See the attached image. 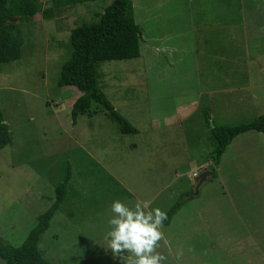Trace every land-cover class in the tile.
I'll list each match as a JSON object with an SVG mask.
<instances>
[{
	"label": "rangeland",
	"instance_id": "obj_1",
	"mask_svg": "<svg viewBox=\"0 0 264 264\" xmlns=\"http://www.w3.org/2000/svg\"><path fill=\"white\" fill-rule=\"evenodd\" d=\"M110 3L68 7L52 20L40 12L22 24L21 59L0 65L11 135L0 153L1 235L23 243L69 165V192L39 244L52 264H118L104 240L111 204L150 200L166 213L182 197L162 229L165 264H264V134L239 135L215 177L207 167L212 128L264 114V0H133L141 56L98 71L136 134H121L97 104L73 124L81 92L58 86L72 29Z\"/></svg>",
	"mask_w": 264,
	"mask_h": 264
},
{
	"label": "trees",
	"instance_id": "obj_2",
	"mask_svg": "<svg viewBox=\"0 0 264 264\" xmlns=\"http://www.w3.org/2000/svg\"><path fill=\"white\" fill-rule=\"evenodd\" d=\"M98 1L105 0H51L52 6L43 9L42 0H0V65L21 59L25 41L23 23L33 21L40 12L44 19L52 20L63 16L68 7ZM98 18L96 22L84 23L72 29V54L62 67L58 86L73 87L81 92L71 108L73 124L80 115L93 116L98 113L93 110V105L97 104L121 134H136V128L115 108L101 88L98 71L102 63L135 60L141 56L142 31L135 19L133 0H111ZM211 132L216 146L210 154L213 166L207 167L211 177H215L214 167L219 165L227 147L239 135L248 132L264 134V114L246 124L214 127ZM10 142L8 124L0 115V153ZM71 177V168L67 165L65 176L55 186L54 202L37 217L36 225L20 246L12 245L0 233V259L5 264H52L43 257L39 244L69 192ZM184 203L182 197L171 206L166 212L164 226L170 224Z\"/></svg>",
	"mask_w": 264,
	"mask_h": 264
},
{
	"label": "clouds",
	"instance_id": "obj_3",
	"mask_svg": "<svg viewBox=\"0 0 264 264\" xmlns=\"http://www.w3.org/2000/svg\"><path fill=\"white\" fill-rule=\"evenodd\" d=\"M110 230L104 240L118 264H165L167 257L157 251L167 214L151 208L150 200H137L132 207L116 200L110 207Z\"/></svg>",
	"mask_w": 264,
	"mask_h": 264
},
{
	"label": "water",
	"instance_id": "obj_4",
	"mask_svg": "<svg viewBox=\"0 0 264 264\" xmlns=\"http://www.w3.org/2000/svg\"><path fill=\"white\" fill-rule=\"evenodd\" d=\"M208 174H210V173H203V174H201V175L199 176L198 179H199V180H200V179H201V180H204Z\"/></svg>",
	"mask_w": 264,
	"mask_h": 264
},
{
	"label": "crops",
	"instance_id": "obj_5",
	"mask_svg": "<svg viewBox=\"0 0 264 264\" xmlns=\"http://www.w3.org/2000/svg\"><path fill=\"white\" fill-rule=\"evenodd\" d=\"M133 5H134V4H133ZM134 6H135V5H134ZM134 9H135V8H134ZM54 217H55V216H54ZM53 219H54V218H53ZM53 219H52V220H53Z\"/></svg>",
	"mask_w": 264,
	"mask_h": 264
},
{
	"label": "built area",
	"instance_id": "obj_6",
	"mask_svg": "<svg viewBox=\"0 0 264 264\" xmlns=\"http://www.w3.org/2000/svg\"><path fill=\"white\" fill-rule=\"evenodd\" d=\"M195 175V174H194Z\"/></svg>",
	"mask_w": 264,
	"mask_h": 264
}]
</instances>
